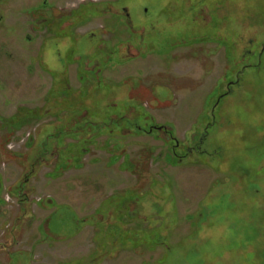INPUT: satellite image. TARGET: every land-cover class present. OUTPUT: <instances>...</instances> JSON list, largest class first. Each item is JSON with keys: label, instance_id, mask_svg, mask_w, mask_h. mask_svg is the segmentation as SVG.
<instances>
[{"label": "rangeland", "instance_id": "rangeland-1", "mask_svg": "<svg viewBox=\"0 0 264 264\" xmlns=\"http://www.w3.org/2000/svg\"><path fill=\"white\" fill-rule=\"evenodd\" d=\"M0 264H264V0H0Z\"/></svg>", "mask_w": 264, "mask_h": 264}, {"label": "flooded vegetation", "instance_id": "flooded-vegetation-1", "mask_svg": "<svg viewBox=\"0 0 264 264\" xmlns=\"http://www.w3.org/2000/svg\"><path fill=\"white\" fill-rule=\"evenodd\" d=\"M94 38H96L95 34L93 35ZM253 42L250 41V44H252ZM251 51H246L244 53V57L245 55H249ZM248 67H250V65H244L243 68H240L237 72L239 73V75L236 77V81H228L227 85L229 86L228 91L231 89L232 85L236 84L237 81L240 79V75H242V73H244L245 71H247ZM247 68V69H246ZM96 75L100 74V71L97 73V70H95ZM158 126H152L150 127V129L147 131L149 132H153L154 130H157L159 132H165L167 134H169V136L171 137V140H173L174 145H172V153L175 159L178 160H182L184 157L189 156L190 154L193 153H205L201 147V145L203 144L204 140L208 139V135L209 133L206 132L205 135L203 136L202 140H200L195 146H193L192 148H187L185 154L181 155L178 152V148H180L181 144H179L178 141L175 140L174 136L172 135L173 132L168 130L165 126L164 127H158ZM143 130V129H142ZM144 132H146L144 130Z\"/></svg>", "mask_w": 264, "mask_h": 264}]
</instances>
